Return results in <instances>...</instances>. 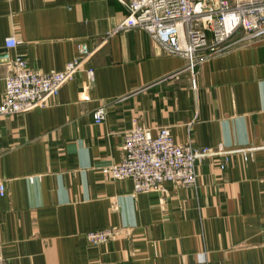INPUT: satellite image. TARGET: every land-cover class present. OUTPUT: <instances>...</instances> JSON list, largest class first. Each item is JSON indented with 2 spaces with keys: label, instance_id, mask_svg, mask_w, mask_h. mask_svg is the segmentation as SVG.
<instances>
[{
  "label": "crops",
  "instance_id": "crops-1",
  "mask_svg": "<svg viewBox=\"0 0 264 264\" xmlns=\"http://www.w3.org/2000/svg\"><path fill=\"white\" fill-rule=\"evenodd\" d=\"M127 3L0 0V102L16 54L49 72L81 43L92 51L45 106L0 115L6 264H264V34L203 61L194 88L182 57L163 54L140 29L116 30ZM9 35L17 47H5ZM135 126L152 135L167 126L176 143L229 160L223 168L222 155L199 160L195 187L134 193L131 179L108 168ZM105 228L115 231L107 241L86 239Z\"/></svg>",
  "mask_w": 264,
  "mask_h": 264
},
{
  "label": "built area",
  "instance_id": "built-area-1",
  "mask_svg": "<svg viewBox=\"0 0 264 264\" xmlns=\"http://www.w3.org/2000/svg\"><path fill=\"white\" fill-rule=\"evenodd\" d=\"M126 6L127 15L116 30L140 29L160 46L163 54L182 57L183 70L188 72L194 88L203 61L245 46L264 34V0H128ZM19 44L15 35L5 39L6 48ZM91 54L87 45L81 43L62 70L49 72L29 68L21 54L8 59L0 115L45 106L65 82L75 77ZM85 72L88 83H92L93 68L88 66ZM106 111L105 105H99L93 112L94 121L103 122ZM122 153L121 161L108 168L109 176L131 179L134 193L160 194L167 192V183L195 187L197 163L202 158L222 155L220 167L223 168L230 155L217 148L176 143L167 126L159 127L155 135L142 126L127 130ZM3 193L4 184L0 181V195ZM114 234V230L105 228L89 231L85 236L90 243L97 244ZM0 264H6L1 244Z\"/></svg>",
  "mask_w": 264,
  "mask_h": 264
}]
</instances>
